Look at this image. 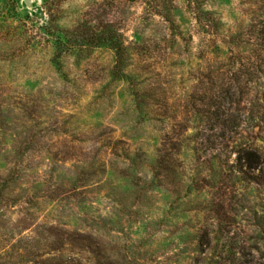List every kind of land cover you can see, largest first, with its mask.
<instances>
[{
    "label": "rangeland",
    "instance_id": "obj_1",
    "mask_svg": "<svg viewBox=\"0 0 264 264\" xmlns=\"http://www.w3.org/2000/svg\"><path fill=\"white\" fill-rule=\"evenodd\" d=\"M176 4L0 0V264H264V0Z\"/></svg>",
    "mask_w": 264,
    "mask_h": 264
},
{
    "label": "trees",
    "instance_id": "obj_2",
    "mask_svg": "<svg viewBox=\"0 0 264 264\" xmlns=\"http://www.w3.org/2000/svg\"><path fill=\"white\" fill-rule=\"evenodd\" d=\"M140 2H144L145 10L147 16L155 17L158 16L161 21L166 24V27L172 32V34H177L176 24L174 22L172 11L177 7L176 1L179 0H139ZM187 4L190 10L194 13V18L198 28L202 29L203 33L211 34V27L216 23L215 18L209 12L202 10V5L204 0H182ZM259 28L257 30V39L258 45L261 50L264 51V17L258 22ZM252 26H255L252 25ZM107 41H109L116 53V63L119 64V60H122L123 55L125 54V50L123 49L122 41L119 40L116 36H107ZM165 141V140H164ZM163 141V142H164Z\"/></svg>",
    "mask_w": 264,
    "mask_h": 264
}]
</instances>
